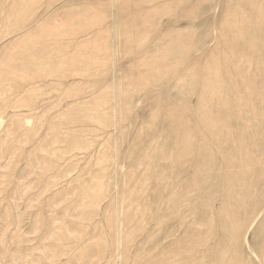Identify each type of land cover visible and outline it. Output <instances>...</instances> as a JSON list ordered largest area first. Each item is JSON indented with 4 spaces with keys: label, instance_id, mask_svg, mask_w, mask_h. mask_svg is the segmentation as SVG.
<instances>
[{
    "label": "rangeland",
    "instance_id": "374dc122",
    "mask_svg": "<svg viewBox=\"0 0 264 264\" xmlns=\"http://www.w3.org/2000/svg\"><path fill=\"white\" fill-rule=\"evenodd\" d=\"M263 15L0 0V264H264Z\"/></svg>",
    "mask_w": 264,
    "mask_h": 264
},
{
    "label": "bare ground",
    "instance_id": "6f19581e",
    "mask_svg": "<svg viewBox=\"0 0 264 264\" xmlns=\"http://www.w3.org/2000/svg\"><path fill=\"white\" fill-rule=\"evenodd\" d=\"M250 2V1H249ZM257 2V1H256ZM252 7V6H251ZM259 17H261V16H259ZM263 17H264V15H263ZM264 20V19H263ZM262 26V25H261ZM252 42H253V40H252ZM250 43H251V41H250ZM239 52V51H238ZM253 52V51H252ZM255 56V55H254ZM241 78V77H240ZM195 85V84H194ZM236 85V84H235ZM255 111V110H254ZM259 112V111H258ZM226 124V123H225ZM214 130V129H213ZM210 132V131H209ZM261 133V132H260ZM230 139V138H229ZM207 145V144H206ZM234 183V182H233ZM236 186V185H235ZM227 191V190H226ZM233 193V192H232ZM230 194V193H229ZM227 217H229V216H227ZM233 226V225H232ZM230 230V229H229Z\"/></svg>",
    "mask_w": 264,
    "mask_h": 264
}]
</instances>
